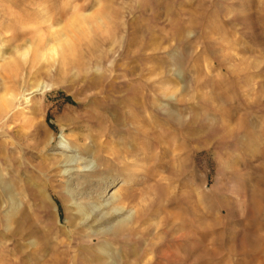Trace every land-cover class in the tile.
Wrapping results in <instances>:
<instances>
[{
	"label": "rangeland",
	"instance_id": "obj_1",
	"mask_svg": "<svg viewBox=\"0 0 264 264\" xmlns=\"http://www.w3.org/2000/svg\"><path fill=\"white\" fill-rule=\"evenodd\" d=\"M41 1L0 0V264H264V0Z\"/></svg>",
	"mask_w": 264,
	"mask_h": 264
},
{
	"label": "bare ground",
	"instance_id": "obj_2",
	"mask_svg": "<svg viewBox=\"0 0 264 264\" xmlns=\"http://www.w3.org/2000/svg\"><path fill=\"white\" fill-rule=\"evenodd\" d=\"M44 1V2H43ZM41 2H43V4L35 11L33 12L31 15L23 18L21 21V24L26 27V26H30V25H35V24H44L46 25L47 23H49L52 18L54 16H51V13H53V11L55 10L56 6H55V2L51 1V0H43ZM64 2H66V5L64 3L65 8H67L70 5V2L68 0H64ZM37 6V5H36ZM37 8V7H36ZM35 10V9H34ZM99 14V13H98ZM97 14V15H98ZM102 16V14H100ZM99 15V16H100ZM80 16V15H78ZM77 16V17H78ZM82 16V15H81ZM80 16V17H81ZM22 17V16H21ZM75 15V19L77 18ZM84 18V17H83ZM74 19V20H75ZM54 20V19H53ZM79 20V19H78ZM76 21V20H75ZM83 22V21H80ZM59 31V28L54 29L52 26H50L49 32L52 34H55ZM83 31V30H82ZM72 39V38H70ZM55 45H53L52 47H50L47 50V53L42 54L41 58L42 59H46V55H51L53 57L55 56H62L65 54L64 56H62V58L64 60H66L69 57H72L74 54L73 50H72V45L70 43V41L68 40H61L60 37H57L55 40ZM75 47H73L74 49ZM60 52V53H59ZM11 70H14L13 68H10ZM18 71V70H17ZM17 74V73H16ZM6 75V74H5ZM11 75V74H10ZM9 80V79H8ZM8 96V95H7ZM11 98V95H9ZM84 208V207H83ZM117 210V209H116ZM82 212L85 213V211L82 210Z\"/></svg>",
	"mask_w": 264,
	"mask_h": 264
}]
</instances>
